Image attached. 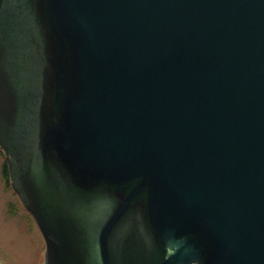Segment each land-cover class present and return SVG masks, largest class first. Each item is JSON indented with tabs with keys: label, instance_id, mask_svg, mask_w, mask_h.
Listing matches in <instances>:
<instances>
[{
	"label": "water",
	"instance_id": "obj_1",
	"mask_svg": "<svg viewBox=\"0 0 264 264\" xmlns=\"http://www.w3.org/2000/svg\"><path fill=\"white\" fill-rule=\"evenodd\" d=\"M0 148L43 264H264V0H0Z\"/></svg>",
	"mask_w": 264,
	"mask_h": 264
},
{
	"label": "rangeland",
	"instance_id": "obj_2",
	"mask_svg": "<svg viewBox=\"0 0 264 264\" xmlns=\"http://www.w3.org/2000/svg\"><path fill=\"white\" fill-rule=\"evenodd\" d=\"M44 252L43 236L12 187L0 148V264H43Z\"/></svg>",
	"mask_w": 264,
	"mask_h": 264
},
{
	"label": "trees",
	"instance_id": "obj_3",
	"mask_svg": "<svg viewBox=\"0 0 264 264\" xmlns=\"http://www.w3.org/2000/svg\"><path fill=\"white\" fill-rule=\"evenodd\" d=\"M4 172H5V175H6V177H7V168L6 167H4Z\"/></svg>",
	"mask_w": 264,
	"mask_h": 264
},
{
	"label": "flooded vegetation",
	"instance_id": "obj_4",
	"mask_svg": "<svg viewBox=\"0 0 264 264\" xmlns=\"http://www.w3.org/2000/svg\"><path fill=\"white\" fill-rule=\"evenodd\" d=\"M44 244H45V242H44Z\"/></svg>",
	"mask_w": 264,
	"mask_h": 264
}]
</instances>
